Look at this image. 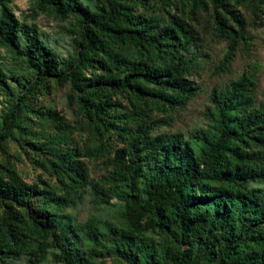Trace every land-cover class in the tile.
Returning <instances> with one entry per match:
<instances>
[{
	"label": "trees",
	"instance_id": "1",
	"mask_svg": "<svg viewBox=\"0 0 264 264\" xmlns=\"http://www.w3.org/2000/svg\"><path fill=\"white\" fill-rule=\"evenodd\" d=\"M33 1L38 10L50 12L61 21L67 20L70 14H80L83 28L79 32L78 60L65 70H58V63L43 45L35 47L37 53L35 49L27 48L24 56L34 73L32 84L48 81L58 85L69 83L71 89L81 95L79 102L88 115L102 122L110 116L112 121L109 123L117 118L109 111L105 93L128 91L137 99L156 100L163 107L184 106L194 97V90L190 87L183 89L184 76L188 75L189 68L182 57L175 55L179 49H186L189 43L187 25L183 21L170 17L164 34L160 35L153 32L156 21L141 16L135 18L116 0H106L105 14L100 20L70 0ZM166 1L176 3L180 11L188 9L190 15H195L209 3L212 5L217 14L216 31L230 43L223 62L225 67L236 50L238 39L245 38L243 21L232 16L237 30L226 23L227 17L218 12L223 8V0ZM260 1L264 4V0ZM255 10L260 12L257 7ZM20 29L13 15L4 9L0 19L2 44L17 48L16 36ZM106 39L126 42L141 56H154L153 65L140 60L134 63L111 52ZM97 57L98 60L95 59ZM85 65L91 69L90 77L81 74ZM95 68L100 72L94 71ZM0 84H5L1 78ZM254 87L253 78L242 75L223 92L213 91L211 101L214 110L209 116L210 124L189 139L175 134L151 139L145 131L142 132V126L137 135L130 133L123 137L128 141V147L121 152L128 155L129 163L124 166L120 160L122 155H115L114 184L134 186L136 176L142 175L147 194V201L142 203L139 197L128 193L124 200V217L131 230L138 234L142 219L150 213L149 220H153L161 231L166 229L177 246L163 257L155 251L145 252V264H199L202 258L207 259L206 264H260L264 260V190L256 194L247 187L249 182L264 179V171L259 166L264 151V103L254 109ZM49 115L58 121L61 119L55 112ZM11 120L15 118L10 116L0 132V151L3 154H6L3 142L10 137ZM101 124L103 132H107V125ZM79 157L68 153L56 163L63 180L68 179L74 190L87 184L86 171ZM132 160L145 167L144 173L141 167L134 169L131 166ZM137 171L140 172L138 175ZM197 185H201L200 194H197ZM92 187L94 194L105 203L112 197H121L117 186L107 191L99 185ZM0 191L18 204L21 202L19 194L29 196L32 192L13 170L7 180H0ZM64 192L69 195L68 190ZM63 207L64 199L58 197L39 207L35 216L25 211L26 224L15 223L6 215L0 223V233L8 248L5 254L9 252L20 257L29 251L20 243L21 239L45 241L51 236L59 248V260L64 264H88L73 250L68 251L61 234L51 229V221ZM201 221L204 226L200 225ZM172 228L177 229L176 235ZM131 233L111 231L114 242L108 252L121 255L129 264H141L126 254V247L121 248L116 242L121 238L132 241ZM93 234L85 231L87 237ZM184 244L190 248L183 249Z\"/></svg>",
	"mask_w": 264,
	"mask_h": 264
},
{
	"label": "rangeland",
	"instance_id": "2",
	"mask_svg": "<svg viewBox=\"0 0 264 264\" xmlns=\"http://www.w3.org/2000/svg\"><path fill=\"white\" fill-rule=\"evenodd\" d=\"M70 1L98 20L105 14L106 0ZM116 1L135 18L141 16L156 21L153 32L160 35L164 34L167 21L172 16L186 23L189 43L186 49H179L175 55L182 57L189 68L188 75L184 76L183 89L190 87L194 90V97L184 106L163 107L156 100L137 99L128 91H113L112 94L105 93V97L116 121L109 123L112 121L110 116L103 122L93 119L79 102L81 95L72 90L69 83L58 85L48 81L32 84L34 73L24 56L27 48L35 49L37 45H43L58 63L59 71L75 63L80 49L79 32L83 28L81 15L73 13L67 20L61 21L50 12L38 10L33 0H0V19L6 9L21 26L16 36L17 48L4 46L0 40V78L5 82L0 84V132L10 116L15 118L11 120L10 137L3 142L6 154L0 151V180H7L13 170L32 190L29 196L18 195L20 204L0 191V223L7 215L15 223L26 224L25 211L35 216L39 207L62 197V211L47 224L50 223L51 229L61 234L68 251L73 250L88 264H129L121 255L108 252L114 242L111 231H128L132 232V241L121 238L116 242L121 248L126 247L129 257L145 264V252L155 251L163 257L177 246L166 229L161 231L153 220H149L150 213L142 219L138 234L131 230L124 217V200L128 198V193L139 197L142 203L147 201V194L142 175L136 176L134 186L114 184L115 155H122L121 151L128 147V141L123 137L130 133L137 135L142 126V132L145 131L151 139L173 134L183 139L191 138L210 124L209 116L214 110L211 101L213 91L223 92L242 75L250 76L255 83L254 109L264 103V4L260 0H223V8L218 12L227 17L226 23L234 30H237V24L232 16L239 17L244 23L245 37L238 39L232 58L223 67L230 43L217 33V14L210 3L201 7L195 15H190L188 9L180 11L176 3L170 4L166 0ZM106 41L111 52L134 63L139 60L148 65L154 63V56H141L126 42ZM35 52L38 51L35 49ZM94 71L100 72L98 68ZM81 74L90 77V67L85 65ZM54 112L61 118L60 121L49 115ZM101 123L107 125V132H103ZM68 153L79 155L78 160L86 171L87 184L76 190L68 179L63 180L62 171L56 164ZM120 160L124 166L129 163L125 153ZM130 162L134 169L141 167L144 173L145 167L136 161ZM259 166L264 171V151ZM92 185H99L106 191L117 186L121 197H112L105 203L94 194ZM200 187L196 186L197 194L201 193ZM247 187L258 194L264 190V179L249 182ZM65 189L69 191L68 196ZM200 225L205 223L201 221ZM85 231L94 234L87 237ZM172 231L175 235L178 233L175 228ZM20 243L29 251L20 257L9 252L5 254L8 248L0 233V264H64L59 260L60 251L51 236L45 241L21 239ZM182 247L190 248L188 244ZM249 252L252 253L250 249ZM206 262L204 258L199 260V264ZM260 264H264V260Z\"/></svg>",
	"mask_w": 264,
	"mask_h": 264
}]
</instances>
